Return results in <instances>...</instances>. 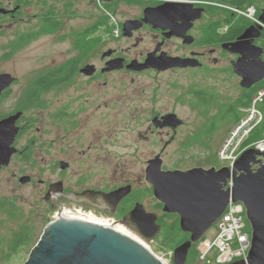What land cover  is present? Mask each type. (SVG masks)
<instances>
[{"label":"flooded vegetation","instance_id":"af4514ba","mask_svg":"<svg viewBox=\"0 0 264 264\" xmlns=\"http://www.w3.org/2000/svg\"><path fill=\"white\" fill-rule=\"evenodd\" d=\"M28 1H0V8L7 11L0 13V34L5 29L15 30L12 38L1 45L5 62L31 41L33 36L28 39V34L35 32L37 36L57 34L68 41L67 57L41 67L32 77H17L10 70H0V74L13 78L1 90L0 103L15 100L11 109L0 112V120L17 115L12 153L0 173L12 164L42 165L38 167L39 177L25 171H13L12 177L22 185L38 184L40 204L47 212L80 206L113 215L120 221L125 213L141 206L146 213L157 214L161 228L159 219L163 214L170 220L177 217L179 225L176 213L163 211L164 204L155 196L153 183L147 177L148 167L156 158L161 160L163 170L202 167L168 168L167 153L168 159L174 155L172 164L185 162L188 147L217 133L214 118L220 113L232 115L236 103L262 83L264 79L249 88L242 87L234 66L239 55L229 52L223 44L246 32L263 49L260 58L264 61V29L245 18L241 32L226 39L234 32L233 25L223 30L219 21L233 15L228 9L232 0H103L101 3L113 7L117 25L108 36L103 13H98L93 22L88 9L89 21L76 27L70 24L71 15H76L75 0H39L42 5L32 15L38 21L36 30L24 31L17 28L31 21L23 11ZM167 2L191 6L145 15L146 10L158 9ZM258 3L261 6L255 9L257 18L264 13V0H253L254 6ZM122 6L134 11L120 13ZM128 21L136 22L125 27ZM149 56L187 61L182 65L148 63ZM204 77L227 84V91L237 90L236 95L232 92L228 102L219 104L220 93L214 85H201L199 78ZM122 96L139 101L128 99L124 103ZM127 138L131 139L126 142ZM131 146L134 150L128 157L141 168L124 180L121 164L126 156L115 149ZM207 158L213 162V153ZM111 162L115 167L109 168ZM214 162L211 167L216 170L225 166ZM49 171L50 178L43 177ZM118 189L120 198L111 195ZM111 209L114 213H110ZM184 233L189 239L190 234Z\"/></svg>","mask_w":264,"mask_h":264},{"label":"water","instance_id":"95a60500","mask_svg":"<svg viewBox=\"0 0 264 264\" xmlns=\"http://www.w3.org/2000/svg\"><path fill=\"white\" fill-rule=\"evenodd\" d=\"M188 3L167 2L158 9L146 10L160 14L170 10L180 11L190 7ZM0 8V13H6ZM264 22V13L259 16ZM148 21V19H145ZM136 21H128L125 27ZM223 47L238 54L234 62L235 72L245 88L264 79L263 49L253 43L251 35L244 32L235 41ZM187 59L179 57L153 58L148 63L182 65ZM85 70V69H83ZM13 81L10 74H0V93ZM17 115L0 120V167L9 162L11 143L16 133L14 120ZM153 183L155 196L164 204L163 211L179 216L181 231L189 233V239L177 245L173 251L174 264H185L192 243L198 242L207 230L220 218L227 205L241 202L251 230V245L244 259L228 264H264V151L255 147L244 149L231 166L219 169L195 167L186 171L163 170L161 160L153 159L147 171ZM24 179H27L26 177ZM232 185L225 188L228 180ZM120 198L121 189L113 192ZM114 213V209L110 210ZM146 240L154 239L161 230L157 214L146 213L137 206L124 214L120 221ZM24 264H164L147 246L131 236L110 226L79 219L56 216L43 230Z\"/></svg>","mask_w":264,"mask_h":264},{"label":"rangeland","instance_id":"374dc122","mask_svg":"<svg viewBox=\"0 0 264 264\" xmlns=\"http://www.w3.org/2000/svg\"><path fill=\"white\" fill-rule=\"evenodd\" d=\"M4 4H7L8 0H0ZM86 1V3H84ZM80 2L75 0V7H76V15H71V25L79 26L83 23V21L87 22L88 17L87 13L88 9H90V20L93 22L95 21V17L98 13H103L107 17V35L109 33H113L114 30L113 26H110L109 18L106 12L112 14L115 18V14L112 13V10H108L105 7V4L101 3L103 0H85ZM121 1V0H116ZM124 1V0H123ZM90 5H89V4ZM42 5L39 3V0H30L29 4L25 6L24 13L25 16L31 21L28 24L21 26V28L17 29H24V31H30V29L36 30V23L38 22L36 18L32 17L33 14H36L39 11V6ZM261 5L258 3L253 6L254 10L259 8ZM233 6H229L228 9ZM227 8V7H226ZM243 10V9H242ZM134 8H129L128 6H122L120 8V13H132ZM230 12L233 13V19L230 23L223 24L221 29H225L229 24L234 25L236 22L244 21L246 17L243 15L234 13L231 9ZM0 22L3 23V21ZM5 29V28H3ZM16 29V28H15ZM110 29V32H109ZM6 31L0 34V70H10L12 71L15 76L17 77H32L38 70L46 65L50 64L52 61H61L65 57H67V53L65 51V47L68 46V41H63L57 34L56 35H41L37 36V32H35L36 37L32 35V40L26 43L25 46L15 50L12 53V58L5 62L4 60V49L1 47L7 40L9 41L15 32V30L10 31L5 29ZM107 36V37H108ZM122 44V43H121ZM201 85L203 87H209L214 85L216 91L220 93L219 104L223 102H228V96L237 93V90L227 91V84L221 83V81L213 78H199ZM124 103H127L128 99H133L139 101L137 98L132 96H122L120 97ZM15 103L14 99H7L3 100L0 103V112L4 113L7 112L9 109L13 107ZM246 108V107H245ZM190 112H188V118H190ZM244 115V114H243ZM243 118V117H242ZM241 119V118H240ZM239 119V120H240ZM230 116H226L224 118L223 113H220L219 116L214 118V122L218 127L217 133L210 136L212 138L204 139L200 143L193 145L192 147L187 148V158L186 161L181 164H172L170 162L174 155L172 154L170 159H168V153L166 157V167L168 168H180V169H188L193 166H202L204 168L211 167V163H214L218 166H222L225 164L224 161L218 159L216 156L217 151L220 149L222 144L231 134L234 126L239 120L236 122L232 120ZM231 122V123H230ZM110 131V127H109ZM127 135H131L127 133ZM263 138V137H261ZM260 138V139H261ZM131 138L125 139L126 142ZM259 140V139H258ZM113 149V147H111ZM117 152L122 153L126 157L123 159V163L121 164L122 167V174L124 180L136 175L140 168L141 164L136 163L133 158L128 157L131 155L134 148L126 147V148H116ZM141 151H144L141 149ZM171 151V150H170ZM140 152V150H139ZM214 155V161L212 159H208V154ZM169 160V161H168ZM114 162H111V167H115ZM38 166H29V165H15L12 164L8 169L3 170L0 173V200L6 199L9 203L1 207L0 209V264H24L26 259L29 256L30 251L36 245L38 239L43 233L44 227L54 220L55 212H47L44 209V206L41 203V187L36 184H27L22 185L19 184L16 178L12 177V172L16 171L17 173L24 172L26 174H32L36 177L40 175ZM20 167V168H19ZM120 172V170H119ZM51 171L46 172L43 174V177L50 178ZM68 207V206H66ZM69 208H81L80 206H73ZM88 211H91L93 214H96L99 217H113V220H117V217L104 214L101 212H95L88 208H82ZM20 225H29L32 228V234L29 241L25 242L18 249L14 252H10V239L12 238L14 232L18 230ZM124 229L128 230L122 223ZM130 233L138 237L143 241V243L164 263V264H174L173 262V251L177 245L182 243L186 240L187 236L184 232L180 231L177 234L170 238L165 236V229H161L157 236L152 240H146L143 237L139 236L137 233L133 232L132 230H128ZM216 231V224L214 223L209 230L206 231L204 234L205 237L213 236ZM214 254L211 252L208 256V260H200L199 258H195L191 260V258H187L185 264H216L214 261Z\"/></svg>","mask_w":264,"mask_h":264},{"label":"built area","instance_id":"2783aa9c","mask_svg":"<svg viewBox=\"0 0 264 264\" xmlns=\"http://www.w3.org/2000/svg\"><path fill=\"white\" fill-rule=\"evenodd\" d=\"M229 9L234 13L243 15L252 23L260 25L264 29V22L255 16L253 6L247 7L243 10L236 7H230ZM106 13L109 18V23L114 27L113 31L115 32L117 27L115 18L111 13ZM263 97L264 86L252 97L251 104L242 109V112L244 113L242 116L243 118L236 123L231 134L218 150V158L225 162V166L232 167L233 163L244 149L255 147L264 151V137L243 146L244 141L262 120V112L257 107V103H259ZM227 182L225 188L232 185L230 179ZM65 208L69 214L75 216L92 213L91 211L82 208H69L63 206L60 209L64 211ZM56 212L55 218L57 216ZM105 219H110L112 223L116 221L113 220V217H106ZM215 224L216 231L214 235L209 237L203 236L196 243L195 250L198 258L203 261L208 260V256L211 252H213L215 256L214 261L216 264H228L235 260L246 258L251 245V230L249 231L247 227V219L243 203L238 201L229 203Z\"/></svg>","mask_w":264,"mask_h":264},{"label":"trees","instance_id":"16d2710c","mask_svg":"<svg viewBox=\"0 0 264 264\" xmlns=\"http://www.w3.org/2000/svg\"><path fill=\"white\" fill-rule=\"evenodd\" d=\"M29 3V1H28ZM230 5L239 9H246L247 7L250 6H254L253 5V0H232L230 1ZM105 7L108 10H112L113 11V7L109 4L106 3ZM233 19V15L228 14L226 16L225 19H220V25L222 26L223 24L226 23H230ZM241 23H243V21L241 22H236V24H234L232 26L233 29V33L229 36L226 37V39H233L239 32H241ZM34 35L36 36V34L34 33ZM32 37V34H28V39H30ZM264 86V80L262 81L261 84H259L258 86H256L250 93H248L247 95L244 96L243 100L236 103L233 113L232 115H230L231 119L234 121H238L240 118H242L243 116V112L238 108V107H248L251 104V100L252 97L256 94V92L262 88ZM257 107L261 110L262 112V120L261 122L253 129V131L251 132V134L248 136V138L244 141L243 146L256 141L258 139H260L261 137H264V97L262 98V100L257 103ZM226 116H224L225 118ZM7 204V201H1L0 202V208L3 207L4 205ZM159 222L162 224V229H165V236L166 237H174L177 232H180L181 229L178 225V220L177 217H174V219H169L166 218V216L163 214L162 216H160ZM247 227L248 230L250 231V226L248 224L247 221ZM32 228L29 225H21L19 226L18 230H16V232L13 234V237L10 239V252H14L18 249V247L22 244H24L25 242L29 241V239L31 238V231ZM196 243H192L191 247L188 251V255L187 258H191V260H194L195 258H198V255L196 253L195 250V246Z\"/></svg>","mask_w":264,"mask_h":264},{"label":"bare ground","instance_id":"6f19581e","mask_svg":"<svg viewBox=\"0 0 264 264\" xmlns=\"http://www.w3.org/2000/svg\"><path fill=\"white\" fill-rule=\"evenodd\" d=\"M56 214L58 216L63 217V218L79 219V220H84V221L91 222V223H98V224H103V225H106V226H110L112 228H115L116 230H119V231H121V232H123V233H125V234H127L129 236H131L132 238H134L138 242L144 244L141 239H139L138 237H136L135 235H133L132 233H130L128 230L124 229L123 226L121 225V222L114 221L112 223L110 219H105V218L99 217V216H97L96 214H93V213H88V215H81V216L71 215V214H69V212L67 211L66 208H65L64 211L62 209H59L56 212Z\"/></svg>","mask_w":264,"mask_h":264},{"label":"clouds","instance_id":"9594fccd","mask_svg":"<svg viewBox=\"0 0 264 264\" xmlns=\"http://www.w3.org/2000/svg\"><path fill=\"white\" fill-rule=\"evenodd\" d=\"M122 224H123V223H122ZM124 226L127 227L126 225H124ZM127 229H129V228L127 227ZM161 229H162V228H161ZM129 230H130V229H129ZM202 237H203V236H202ZM202 237H201V238H202ZM201 238H200V239H201ZM200 239H199V240H200Z\"/></svg>","mask_w":264,"mask_h":264}]
</instances>
